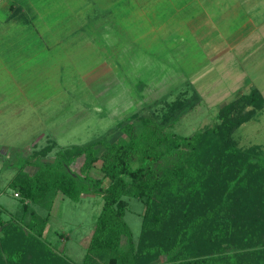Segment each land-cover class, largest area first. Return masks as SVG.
I'll return each instance as SVG.
<instances>
[{
    "label": "trees",
    "instance_id": "trees-1",
    "mask_svg": "<svg viewBox=\"0 0 264 264\" xmlns=\"http://www.w3.org/2000/svg\"><path fill=\"white\" fill-rule=\"evenodd\" d=\"M190 93L194 103L183 92L159 113L127 116L112 144L58 149L52 162L42 160L51 144L34 151L7 183L19 207L0 209V264H73L43 238L57 194L102 199L80 264H264V155L234 135L263 98L250 88L223 103L212 126L184 137L165 132L198 102ZM129 199L142 205L135 242L123 219Z\"/></svg>",
    "mask_w": 264,
    "mask_h": 264
},
{
    "label": "rangeland",
    "instance_id": "rangeland-1",
    "mask_svg": "<svg viewBox=\"0 0 264 264\" xmlns=\"http://www.w3.org/2000/svg\"><path fill=\"white\" fill-rule=\"evenodd\" d=\"M235 1L238 3L233 0H209L208 3L207 0H192V4H187L188 8L184 10L179 9L182 0H144L138 3L139 7H144L143 10L148 12V21L160 28L156 30L155 37L151 29L148 33H136L139 36H130L133 40L130 38L124 44V40H116L113 35H101L103 41L100 43L97 40L98 44L112 43L111 46L124 45L127 48L113 47L107 52L106 60L105 52L96 47L94 49V46L73 51V46L66 49L58 73L54 72V68H48L50 78L58 76L60 81L59 89L49 83L43 123H33V120L21 117L17 119L25 120V123H21L19 128L20 123H13L15 129H8L12 116H0V209L11 214L18 211L19 203L7 183L21 165L33 162L31 154L34 151L45 146L51 144L53 148L42 160L52 162L58 149L82 146L96 140L101 141L100 146L112 144L123 138L116 128L127 116L159 113L165 103L179 98L183 92L185 96L181 100L186 98L185 102L194 103L190 93L192 87L198 94V102L191 110L178 115L173 124L165 129V132L180 137L191 135L216 123L217 110L223 101L231 99L235 91L233 87L244 85L240 82L224 88V83L233 79L237 68L247 71L248 78L256 83L264 99V0ZM222 7L234 11L222 15ZM176 10L182 13L171 16ZM244 10L247 11L248 21H244ZM189 19L192 21L189 22ZM206 21L208 26H212L211 23L223 25L220 26L222 38L214 46L224 42L221 55L225 57L224 68H228L224 75L219 70L222 61L218 57L206 61L192 35H186L185 47L181 43L185 36L180 34L182 31L187 32L189 28L196 30L200 25L205 29ZM250 21L253 29L248 34ZM185 22H189L188 29L184 27ZM76 35L71 38L76 39ZM86 36L83 33L79 38L77 36L79 43L76 45H80L81 37ZM61 38L67 43L71 39L67 33ZM61 87H64V93H61ZM133 124L138 132L139 123L135 121ZM234 135L239 147L258 146L264 155V108L253 120L242 124ZM100 146L97 148L101 152L103 149ZM75 169L73 166L74 172ZM33 170L28 165L23 171L31 174ZM101 208L102 199L97 195H82L72 201L57 194L49 211L44 240L51 249L73 264H80ZM141 212L142 205L129 199L123 219L133 242L139 233ZM7 216L3 214L2 218ZM123 242L121 238V244Z\"/></svg>",
    "mask_w": 264,
    "mask_h": 264
},
{
    "label": "crops",
    "instance_id": "crops-1",
    "mask_svg": "<svg viewBox=\"0 0 264 264\" xmlns=\"http://www.w3.org/2000/svg\"><path fill=\"white\" fill-rule=\"evenodd\" d=\"M143 1L0 0V116L4 114L12 116L10 124L7 126L8 129H15L13 123H20L17 126L18 128L21 123H25V120L19 121L17 119L21 117L26 120H33V123L43 121L45 116L43 111L48 106L49 83L52 82L55 88L59 89L60 81L58 76L50 78L48 68H54V72L58 73V68H62V60H64L66 49L73 46L75 48L71 49L73 51L77 48L94 46V49L96 47L97 50L105 52L106 60L108 57L107 52L113 47L115 49L119 47L118 49L121 50H126L127 48L124 45L111 46L113 45L112 43L98 44V41L100 43L103 41L101 35L109 37L113 35L116 40H124V44L131 38L130 36H136V33L139 35L148 33L151 29V34L155 37L156 30L160 28L151 24L146 18L148 12L144 11V7H139L138 3ZM172 1L177 2V0ZM208 2L209 0H207ZM233 2L238 3L235 0ZM190 3L192 4V0H182V6L179 9H187L186 5ZM238 8L241 9L240 6ZM226 9L228 8L222 7L220 9L222 10V15H229L230 12L234 11V9H231L232 11L228 9L227 12ZM241 10L240 12H242ZM247 11H249L248 8ZM247 11L244 10L243 12L244 21H248ZM180 13L182 12L176 10L171 13V16H178ZM230 16L234 17V15ZM137 21L142 23L139 24ZM190 21L192 20L189 19ZM189 22H185L184 27L186 29L189 27ZM205 24V29H202L203 26L200 25L196 30L189 28L187 32L182 31L180 34L185 36L181 43L185 47L186 35H192L200 54L206 56L204 57L205 60L207 59L206 61L217 57L222 61L219 64V70L224 72V75L225 70H228L227 67L224 68L225 57L223 58V54L221 55L224 42L220 46H214L222 38L220 26L223 25L211 23L212 26H208L207 21ZM248 25V34H251L250 32L253 29L252 21ZM65 33L70 38L77 33L76 39L77 36L79 38L80 34L83 33V35H88L90 39H88V36L81 37V46L79 44L76 45L78 41L74 37L69 39L67 43L61 38ZM234 46L235 49L238 44ZM228 47L231 51L233 50V47ZM222 65L223 67L221 68ZM237 69L233 79L224 83V88L226 89L227 86L232 85L233 87L237 83L244 82V85L239 88H237L238 86L233 87L235 91L231 99L240 92L246 93L250 88H256L263 98L262 91L252 79L248 78L247 71H242L240 68ZM220 74L222 73L220 72ZM191 89L196 93L192 87ZM64 92V87H61V93ZM223 102L225 103L226 101ZM31 116H33L32 119H30Z\"/></svg>",
    "mask_w": 264,
    "mask_h": 264
}]
</instances>
